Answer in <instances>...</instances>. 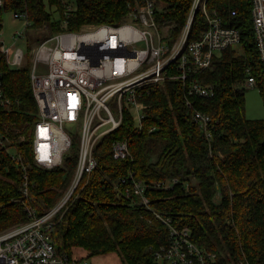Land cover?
<instances>
[{
  "label": "trees",
  "instance_id": "1",
  "mask_svg": "<svg viewBox=\"0 0 264 264\" xmlns=\"http://www.w3.org/2000/svg\"><path fill=\"white\" fill-rule=\"evenodd\" d=\"M193 1L154 0L158 24L171 26L170 45L181 38ZM3 2L0 31L5 11L26 12L25 52L31 55V38L40 44L58 32L120 24L137 0H75L69 16L63 0ZM252 6L253 0H207L210 12L240 30L242 52L228 47L214 55L209 68L190 77L213 87L214 95H190L187 82L168 79L140 99L143 129L126 112L122 125L101 139L95 149L98 166L82 178L56 218L53 238L60 253L74 256L81 248L85 258L118 252L122 264H167L156 257L169 236L160 213L178 227L188 226L193 240L215 252L219 264H264V118L246 116L244 86L252 75L264 96ZM206 29V16L198 8L188 40L201 39ZM31 68V61L10 65L0 48V232L29 220L25 205L30 201L21 190L25 174L31 203L43 214L64 196L77 167L74 146L64 167L45 169L34 162L32 133L40 115ZM196 112L210 117V137L193 119ZM119 139L129 140L131 156H113ZM132 172L147 185L149 207L139 204L134 191L126 194ZM174 178L178 181L168 188L156 186Z\"/></svg>",
  "mask_w": 264,
  "mask_h": 264
},
{
  "label": "built area",
  "instance_id": "2",
  "mask_svg": "<svg viewBox=\"0 0 264 264\" xmlns=\"http://www.w3.org/2000/svg\"><path fill=\"white\" fill-rule=\"evenodd\" d=\"M63 1L65 15L69 16L74 8L73 2ZM1 7H4L3 0H0ZM198 8L206 16L207 29L201 39L189 41L190 27ZM13 15L25 20L26 28L30 24L26 12H14ZM252 17L264 68V0H253ZM170 27L158 24L154 0H137L120 24L103 23L86 26L80 31L58 32L33 48L31 80L40 115L32 133L34 162L45 169L64 167L65 155L73 146L72 136L65 125L76 126L80 119L81 143L69 188L45 213L39 214L31 203L29 177L24 175L21 190L30 201L25 205L29 220L0 232V264H90L86 258L60 253L53 231L57 216L66 207L82 178L98 166L95 154L98 143L122 125L126 112L135 117L137 128L143 129L146 115L140 99L168 79L187 82L190 95H214L210 85L197 78L189 79L209 68L216 53L239 44L240 30L226 26L222 17L210 12L207 0L193 1L189 22L181 38L173 45L166 41ZM23 35L24 30L16 31L15 44ZM0 48L10 65L19 67L24 63V48L8 46L4 41ZM172 67H175V72H172ZM244 86H256L255 77L249 76ZM114 97H117V112L108 103ZM193 119L210 137V117L196 112ZM3 142L1 139L0 143ZM112 154L115 158L131 156L129 140H116ZM130 176L131 185L126 188V194L132 196L134 191L139 204L149 207L147 185L135 179L133 172ZM177 181L174 178L156 186L168 188ZM121 183L126 184L127 179L122 178ZM156 215L169 229L168 243L156 251L160 261L167 264H219L215 252L200 247L193 240L188 226L178 227L171 218L160 213Z\"/></svg>",
  "mask_w": 264,
  "mask_h": 264
},
{
  "label": "rangeland",
  "instance_id": "3",
  "mask_svg": "<svg viewBox=\"0 0 264 264\" xmlns=\"http://www.w3.org/2000/svg\"><path fill=\"white\" fill-rule=\"evenodd\" d=\"M70 1L74 2L75 0H70ZM23 30H24L23 37L17 41V44H15L16 31H23ZM28 32L29 29L26 28L25 20L15 18L12 11L4 12L3 28L0 31V36L6 45L8 46L14 45V48L16 46H20L24 48L26 51V48L28 46V42H27ZM38 45L39 42H37L36 39L31 38L30 40V47L32 48L31 55H28L26 53L24 58V62L31 61L32 67L34 64L33 48H35ZM233 48L239 52H242V49L238 44L234 45ZM108 103L114 112L118 111L117 97L112 98L111 100H109ZM246 116L252 119L264 118V96L260 92L259 88L256 86L246 87ZM65 127L72 136L73 146L78 150L80 148V143H81L82 119H80V121L76 126L67 124L65 125ZM73 146L70 149V151H68L65 155V164L68 156L72 155ZM13 152L14 151L12 150V153ZM74 254H75L74 256H78L82 258H85V256L87 255V253L81 248L76 249ZM86 259H88L90 264H122V257L118 252L94 255L87 257Z\"/></svg>",
  "mask_w": 264,
  "mask_h": 264
}]
</instances>
